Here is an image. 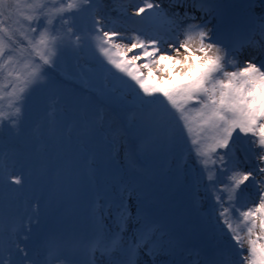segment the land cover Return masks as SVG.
Masks as SVG:
<instances>
[{
  "label": "snow or ice",
  "instance_id": "obj_1",
  "mask_svg": "<svg viewBox=\"0 0 264 264\" xmlns=\"http://www.w3.org/2000/svg\"><path fill=\"white\" fill-rule=\"evenodd\" d=\"M132 7L121 24L102 0H0V132L18 127L22 110L51 83L66 52L87 47L111 66L131 101L124 110L132 117L115 130L113 146L134 136L154 149L179 148L196 167L197 203L209 201L207 215L226 242L209 264H264V15L240 38L209 27L207 0H140ZM245 47L255 54L241 61ZM27 182L14 158L0 152V186L20 191ZM132 192L123 188L99 209L97 227L81 241L88 264H97V252L108 264H137L142 251L154 258L159 228ZM33 203L31 214L0 232V264H38L28 243L33 221L41 224L39 200ZM133 211L144 223L125 246L121 233ZM104 212L119 229L114 236L102 223ZM47 246L60 248L55 238Z\"/></svg>",
  "mask_w": 264,
  "mask_h": 264
},
{
  "label": "rangeland",
  "instance_id": "obj_2",
  "mask_svg": "<svg viewBox=\"0 0 264 264\" xmlns=\"http://www.w3.org/2000/svg\"><path fill=\"white\" fill-rule=\"evenodd\" d=\"M82 54H85L84 58L82 57ZM77 56L80 57L79 61L76 60ZM102 59L104 58L102 57L101 54L94 53L87 47H85L82 50H78V51H68L64 54V56L62 57L60 61L59 66L55 69L59 73V76L56 74V76L54 75V77L51 78V82H53L54 78H62V77L64 79L74 80L76 82H79L80 85H86L85 88L99 90L100 91L99 93L101 95L108 96L109 105L98 106L97 103H93L90 101H83L80 103H76L75 105V107H77L78 110L81 105L86 106V107L89 106L90 108L88 110L97 109V111L95 112L96 114L95 119H96V127L99 130V134L100 132H103V131L107 132V129H109L110 125H112L111 130H116L117 128H119L121 125V120L118 117L117 109L122 110L124 109L125 105L130 104L131 102L130 99L126 98L124 94L120 91L121 85L119 81L113 78V76L109 77L106 81L102 79V77H100L101 73L104 71V68H106L102 66L101 64ZM145 74H146V70H145ZM50 85L51 83L48 86ZM48 86L39 89L38 92H35L33 94L31 98L32 100L31 103L33 107L30 110H23V114L29 116V118L26 120L28 122V125H30L33 122V116H34L35 110L37 111V114H39V112L41 113L43 109L42 107L40 108V103H41L40 99L41 97H43L42 95L45 93L48 95L50 94L49 98H51V95L56 93L52 89H49ZM40 93H42V95ZM92 99L96 101L95 98H92ZM55 104L58 107L62 106L59 100ZM68 114L69 113H61L60 115H55V116L56 118H60ZM74 117L76 116L74 115ZM113 137H114V134L111 135L109 139L107 138L105 141H102L104 143V146H100V148L94 149L92 147H88L83 150L79 148V145H78L80 140L76 138H71L68 140L60 138L56 140V142L58 143V146H63L66 148V151L64 152V154L62 155L56 154L55 150H46L47 157H44L42 160L43 162H46L48 164L47 170L49 171H53V169L56 167V164H58V161H60L64 163V166L67 170H70V171L75 170L79 172L78 166H75L74 164L68 162L74 150H78L80 152V156L77 157V161L80 166L84 167L85 164L83 162H86V159H88L89 155H92L94 160H101L102 157L99 156L98 153L100 151L106 152L107 150L105 149L106 147H108L109 151L107 152L110 153V156H111L110 159H111L112 164L109 162H101L98 166H96V169L92 176V181L96 182L95 183L97 186L96 189L98 190V192H100L101 187L98 185L97 181L100 180L106 172H109V170H115L117 172L121 171L122 172L121 175H123L124 177L128 175V173L126 172L124 168V164L126 163V161H130V157H131L130 150L132 147L131 141L127 137H125L122 140L118 139V142H116L115 145L113 146ZM56 138H59V137H56ZM90 138L92 139L93 136ZM85 144L89 145V141L87 142L85 141ZM125 149H127V151H125ZM0 151H2L1 147H0ZM169 153H172V152H169ZM167 154L168 153L161 154L159 151H151L149 154H147L144 157V159L150 160V161L151 160L158 161L157 165H161L163 158H165ZM180 156H181L180 149L177 148L167 158H169V160L172 161L173 163L177 164L181 162ZM53 159H55V161H52ZM25 170L28 173V175L26 176L28 182L26 183L25 187L30 186L34 188L35 183H36L35 181L41 178H46L44 175H41V176L37 175L39 168L37 167L35 160H29L26 164ZM187 180H191L189 173L187 175ZM75 181L76 180L71 179L73 190L75 189V190H78V192H83V193L80 194L79 196L75 194V197L73 199L72 196L74 193L69 192V191L60 190V199H59L58 208L55 210L54 208L55 204L51 203V206H53V207L50 206L51 210L46 209L45 211L41 212L42 219H41V224L39 228H36L35 222L33 221L32 237L34 239L41 237L43 233H45L43 230L44 228H46V226H49L51 228V231H53L56 227L62 229L65 226H67L66 223H62L64 222L62 220L64 208H71L73 212L72 218H69L71 223H74V221H77V223L81 225L87 223L89 224V227L88 228L86 227V228L91 233H93L96 227L92 229L91 224L89 223V220H87L85 216L86 214L90 213L89 206L93 202V200L92 201L85 200L87 196L86 192L91 191V188H92L91 182L90 180H87L86 176H82L81 179L78 180V183H75ZM191 185H192L191 188H189L186 191V192L189 191L188 192L189 196H191L192 190L194 193L196 192L195 191L196 189H193L194 188L193 183H191ZM185 186L186 185L184 182H180L178 179L172 178L168 184V187H166V189L164 190H160V188H154L153 186H149L148 187L149 192L146 191L143 193V195H141L135 189H132L133 190L132 198L133 199L139 198L141 201L143 200L144 196H147L148 198H154L159 203L160 202L165 203L167 206L166 212L169 213V209H172L173 205L177 202L178 198L182 195L181 191H184ZM23 189H21L20 191L22 192ZM71 201L77 202L78 207L72 206V204L70 203ZM182 202H185V200H182ZM200 202H201L200 205L203 208L205 207V204L207 206L209 204V201H206L203 199H200ZM65 204H68V205L65 206ZM99 209L100 208L97 209L98 210V213L96 215L97 217H99L100 215ZM207 210H208V207H207ZM133 212H136V211H133ZM103 216H104V219L102 223L104 226H107L108 224L112 223V219L108 218L107 212H104ZM90 221L92 225L97 226L96 218L90 219ZM5 223H6V220L3 217H0V228L1 226L5 225ZM77 223L75 224L79 225ZM11 226L12 224H9L0 230L2 232L6 229H9ZM115 231H116L115 229L112 230L111 234H113ZM182 234L183 233L181 231V235ZM185 234H186V231L184 232V236ZM169 236L173 237V234L170 233ZM182 238L184 240V237ZM161 241H162V244L158 243L156 245L158 248V251L154 255V258L153 257L143 258L147 262V264H153L156 262H158V264H169V259L171 257V254L169 253L167 248L171 246V242L169 241V238L167 237H165L164 240H161ZM183 245L188 246V243L186 240L183 241ZM189 250H190L189 247L184 248L180 252L178 261H180L181 258H183L185 255H187ZM204 254H207V253L204 252ZM195 257H196L195 255H192L190 258H186L185 262L189 264H198V262L200 261V258L197 259V261L194 263ZM213 258H214V255L208 254L207 257L203 259L202 264H209V262ZM108 260L109 258L108 259L103 258V261L101 262L100 258H97V262L99 264H108ZM137 264H138V261H137Z\"/></svg>",
  "mask_w": 264,
  "mask_h": 264
},
{
  "label": "bare ground",
  "instance_id": "obj_3",
  "mask_svg": "<svg viewBox=\"0 0 264 264\" xmlns=\"http://www.w3.org/2000/svg\"><path fill=\"white\" fill-rule=\"evenodd\" d=\"M164 2L167 5L168 0H164ZM139 3H140V0H102V4L104 6L105 13H108L107 15L109 16L110 19L117 20L121 24L125 23V21L123 19V16L125 15V9L127 10V13L134 14L135 9L132 6L139 4ZM106 8L116 9L117 12L119 13V15L111 14L110 11H108ZM207 19L211 22L209 24V27H213V26L216 27L215 23H213L214 16L212 14L208 15ZM197 22H199V21H197ZM125 26L134 27V25H132L131 22H127V24ZM241 53H243L244 56L242 54H240V58L246 57L247 59H250L251 56L255 54L254 49H252V51L248 54L245 52H241ZM169 54H172L171 51H169ZM129 55H131V53ZM82 57L84 58L83 54H82ZM76 60L79 61L80 57L77 56ZM103 60L104 59L101 60V64H102V66L105 67V63L102 62ZM142 62H143V60H141L139 63L142 64ZM110 67L111 66L108 65V67L104 68V70L106 72H108V68H110Z\"/></svg>",
  "mask_w": 264,
  "mask_h": 264
}]
</instances>
